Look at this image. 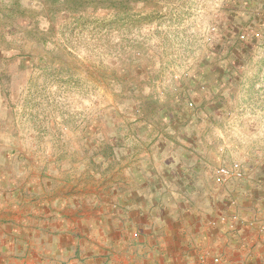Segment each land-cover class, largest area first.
Listing matches in <instances>:
<instances>
[{
	"label": "rangeland",
	"instance_id": "1",
	"mask_svg": "<svg viewBox=\"0 0 264 264\" xmlns=\"http://www.w3.org/2000/svg\"><path fill=\"white\" fill-rule=\"evenodd\" d=\"M18 2L21 14L9 10L15 0H0V230L34 242L35 230L54 239L68 225L84 258L90 243L114 236L109 223L134 236L126 182L162 161L201 164V183L238 163L242 178L215 187L233 199L246 191L252 162L264 156V0H143L125 20L89 15L90 5L51 17L37 0ZM123 70L134 74L120 78ZM157 133L183 156L164 153ZM152 215L165 225L172 217Z\"/></svg>",
	"mask_w": 264,
	"mask_h": 264
},
{
	"label": "crops",
	"instance_id": "2",
	"mask_svg": "<svg viewBox=\"0 0 264 264\" xmlns=\"http://www.w3.org/2000/svg\"><path fill=\"white\" fill-rule=\"evenodd\" d=\"M156 135L163 139L165 136ZM161 140L159 148H163L164 153L177 151L183 156L184 148L174 146L171 138ZM261 158L255 164L252 162L251 178L243 184L246 191L234 199L231 191L217 190L222 184L215 181L214 175L211 182L201 183L198 177L203 167L190 165V158L176 163L162 161L160 171L147 168L148 171L142 173L140 170L142 175L137 172L134 186L126 182L124 207L129 209L126 215L129 221L125 227H129L134 236L123 239L116 235L122 226L109 223L107 227L114 236L104 241L97 238L98 242L87 247L91 249L90 254L83 258L78 252L82 243L78 239L69 243L68 225L59 230L54 239L46 228L35 230L41 236L37 235L39 240L34 242L28 237L26 240L27 233L20 229H4L0 230V264H51L52 259L48 258L51 251L59 254L56 256L58 264H264V156ZM151 164L149 160L147 166ZM135 167L142 168L141 165ZM201 184L210 187L206 193ZM131 209L139 212L134 215ZM164 210L172 216L167 225L152 215ZM146 214L151 218L148 224L135 222L137 215ZM72 250L73 259L70 258ZM98 250L101 253L98 254ZM214 257L219 259L218 263L212 261Z\"/></svg>",
	"mask_w": 264,
	"mask_h": 264
},
{
	"label": "trees",
	"instance_id": "3",
	"mask_svg": "<svg viewBox=\"0 0 264 264\" xmlns=\"http://www.w3.org/2000/svg\"><path fill=\"white\" fill-rule=\"evenodd\" d=\"M18 1H20V0H15L14 4H16V5H12V4L8 5L9 10L12 11V13L15 11H18L21 14L22 12L20 10L24 11L23 8L18 6V3H19ZM50 1L51 0H37V2H38L37 5L40 6L42 11H44L46 13H51V17H53L54 14H57V13L58 14L64 13L65 18L69 17V15L72 14L73 12H77L78 14L80 13V15L83 14V11H85L84 9H82L83 6L86 8L89 5H90L89 8H86L89 10V15H93V14L94 15H107V14L111 13L110 11H115V12L126 15L128 12L127 11L128 6L131 3L137 4L140 1L143 2V0H87V2H88L87 3L86 0H62L63 2L58 4L57 8L54 9L53 7H51ZM168 1H169V4H174L178 0H168ZM126 18H127V15L123 16L122 20H125ZM126 67L133 70V67H130L129 65H125V69H128ZM123 71L125 74L120 72V78H123V79L125 78V76L128 77L129 75L134 74V72H132L130 70L127 73L125 72V70H123ZM143 113H144L143 108L142 109L137 108V110L135 112V114H143ZM165 118L166 117L164 115H160L158 117V121L165 119ZM133 121H135V122L136 121L147 122V119L137 117V119L133 120ZM146 127L149 128V130H151V131H157V130L160 131L159 130L160 128L158 126L156 127L154 125H151V123H149V122L146 124ZM161 139L165 140L163 138H161Z\"/></svg>",
	"mask_w": 264,
	"mask_h": 264
},
{
	"label": "built area",
	"instance_id": "4",
	"mask_svg": "<svg viewBox=\"0 0 264 264\" xmlns=\"http://www.w3.org/2000/svg\"><path fill=\"white\" fill-rule=\"evenodd\" d=\"M241 169L242 168L238 163H232L229 166H220L215 171L214 179L218 184H223L231 179H235V180L240 179L242 178ZM212 261L214 263H218L219 259L217 257H214Z\"/></svg>",
	"mask_w": 264,
	"mask_h": 264
}]
</instances>
